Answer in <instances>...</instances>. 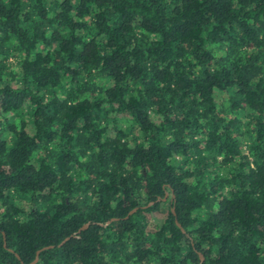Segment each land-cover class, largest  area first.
Here are the masks:
<instances>
[{"label": "trees", "instance_id": "trees-1", "mask_svg": "<svg viewBox=\"0 0 264 264\" xmlns=\"http://www.w3.org/2000/svg\"><path fill=\"white\" fill-rule=\"evenodd\" d=\"M39 251L264 264V0H0V264Z\"/></svg>", "mask_w": 264, "mask_h": 264}, {"label": "water", "instance_id": "water-1", "mask_svg": "<svg viewBox=\"0 0 264 264\" xmlns=\"http://www.w3.org/2000/svg\"><path fill=\"white\" fill-rule=\"evenodd\" d=\"M168 197H169V194L166 195V197H165V199H163V201H166ZM160 201H162V200H161V199H158L157 202H160ZM154 204H155V203H151L150 206H151V205H154ZM137 210H138V209H135L133 212H131V214L135 213ZM173 211H174V210H173ZM114 220H117V219H113V221H114ZM110 223H111V222H108V223L106 224V226H108ZM89 225H90V223H88L87 225H85V226L83 227L82 230L87 229V228L89 227ZM178 225H179V224H178ZM179 227L181 228L180 225H179ZM50 248H51V247H50ZM46 249H48V248H45V249H43V250H46ZM43 250H42V251H43ZM42 251H39V252L37 253V258H36L35 262H33L32 264H36V263H37V261H38V259H39V255H40V253H41ZM200 257H201V261L204 262V260H205L204 256H203V255H200Z\"/></svg>", "mask_w": 264, "mask_h": 264}, {"label": "rangeland", "instance_id": "rangeland-1", "mask_svg": "<svg viewBox=\"0 0 264 264\" xmlns=\"http://www.w3.org/2000/svg\"><path fill=\"white\" fill-rule=\"evenodd\" d=\"M29 131H30L31 133H34V128H33V126H30V127H29ZM156 219L159 220V217H156Z\"/></svg>", "mask_w": 264, "mask_h": 264}]
</instances>
